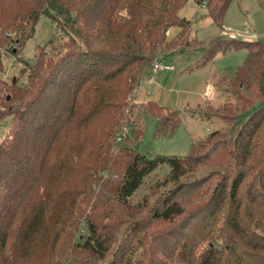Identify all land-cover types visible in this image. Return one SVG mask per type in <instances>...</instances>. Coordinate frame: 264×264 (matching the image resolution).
<instances>
[{"label":"trees","instance_id":"1","mask_svg":"<svg viewBox=\"0 0 264 264\" xmlns=\"http://www.w3.org/2000/svg\"><path fill=\"white\" fill-rule=\"evenodd\" d=\"M189 1L0 0V124L10 118L0 142V264H131L138 236L135 264H264V42L215 39L205 48L203 66L217 52L247 53L229 84L232 111L246 117L231 141L215 131L184 158L133 149L144 131L139 110L159 136L181 122L178 111L135 101L154 61L198 44L179 16ZM195 2L221 28L231 0ZM42 17L69 37L64 53L37 47L26 61ZM8 57L16 73L6 81ZM193 163L202 169L184 175ZM163 165L170 174L152 188L159 197L130 208Z\"/></svg>","mask_w":264,"mask_h":264},{"label":"rangeland","instance_id":"2","mask_svg":"<svg viewBox=\"0 0 264 264\" xmlns=\"http://www.w3.org/2000/svg\"><path fill=\"white\" fill-rule=\"evenodd\" d=\"M179 16L191 22L192 27H190L188 39L190 42L195 40L198 44L181 52L160 56L159 62L169 68L159 73L150 70L145 74L141 80V87L135 103L137 107H140L152 100L168 111H178L181 122L171 136H159L155 133V120L139 110L144 131L139 142L133 144V149L146 159H153L157 156L188 157L193 144L203 143L215 131L221 133L218 138L231 141L238 133L240 124L246 120V117L243 119L244 116L239 115L240 113L232 111V108H235L237 104L229 86L236 69L246 60V51L217 52L205 66L202 65L203 57L205 48L215 39L238 38L264 42V0H231L221 22V28L208 16L206 8L198 6L195 0H190L179 12ZM224 28L230 29L231 33L236 35L223 36L222 38L221 31ZM176 32L175 29H170L166 34L167 38L172 37ZM68 39L69 37L61 34L49 18L42 17L38 21L34 37L25 45L21 56L26 61H33L34 51L37 47H46L47 53L58 56L64 53L63 45L67 43ZM5 60L6 72L2 75V79L9 81L11 76L16 73L15 67L12 66L14 60L11 57ZM20 83H24L23 78ZM208 84L212 86L213 93L211 97L205 98L204 91ZM229 104H233V107L223 110V107ZM250 107L246 105L242 112ZM239 122L241 123L238 124ZM228 123L232 126L229 127ZM9 131L10 118H7L0 124V142ZM127 133V127L123 128L120 136L121 141L117 142V145L124 144L125 139L129 138ZM203 151L201 149L200 153ZM189 167H195L194 170H197L201 166L196 163L191 164L184 171V175L190 173ZM199 171L196 173L199 174ZM169 174L170 168L163 165L147 175L139 189L128 199L130 208L138 207L140 203L145 202L146 197L150 203L157 199L161 192L152 188H159V183H162ZM165 185V188L169 187L168 183ZM198 202L195 201L190 205H195ZM125 212L126 214L122 216V223L131 218L132 211L126 209ZM142 215V218L140 215L139 218L136 217L135 221L141 219L144 221L148 218L146 211L142 212ZM83 231L84 226H81L79 233L81 234ZM143 232L140 234L141 237L144 236ZM138 237L131 246L134 250L130 259L127 260L131 264H135L140 255L141 246ZM217 243L219 244L220 241L218 240Z\"/></svg>","mask_w":264,"mask_h":264},{"label":"built area","instance_id":"3","mask_svg":"<svg viewBox=\"0 0 264 264\" xmlns=\"http://www.w3.org/2000/svg\"><path fill=\"white\" fill-rule=\"evenodd\" d=\"M234 36L236 34L231 33L230 29L228 28H224L223 31H221V36ZM169 67L165 66L164 64H162L161 62L158 61H154L153 65H152V71L154 73L160 72V71H165L167 70ZM5 78V75L3 76ZM213 91H212V87L210 84L207 85L206 90L204 91V97L205 98H209L211 97ZM121 141V137H117V142Z\"/></svg>","mask_w":264,"mask_h":264},{"label":"crops","instance_id":"4","mask_svg":"<svg viewBox=\"0 0 264 264\" xmlns=\"http://www.w3.org/2000/svg\"><path fill=\"white\" fill-rule=\"evenodd\" d=\"M162 63V62H161ZM163 64V63H162ZM166 71V70H165ZM160 72H163V71H160ZM157 73H159V72H157ZM141 87V86H140ZM212 87V86H211ZM139 90H140V88H139ZM139 92V91H138ZM137 97V96H136ZM137 99V98H136ZM136 102V101H135Z\"/></svg>","mask_w":264,"mask_h":264}]
</instances>
